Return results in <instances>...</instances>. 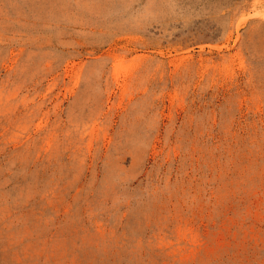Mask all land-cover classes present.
Wrapping results in <instances>:
<instances>
[{"label":"rangeland","instance_id":"rangeland-1","mask_svg":"<svg viewBox=\"0 0 264 264\" xmlns=\"http://www.w3.org/2000/svg\"><path fill=\"white\" fill-rule=\"evenodd\" d=\"M0 264H264V0H0Z\"/></svg>","mask_w":264,"mask_h":264}]
</instances>
